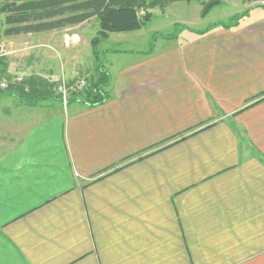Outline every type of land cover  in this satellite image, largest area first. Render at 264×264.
Here are the masks:
<instances>
[{
    "label": "crops",
    "instance_id": "obj_1",
    "mask_svg": "<svg viewBox=\"0 0 264 264\" xmlns=\"http://www.w3.org/2000/svg\"><path fill=\"white\" fill-rule=\"evenodd\" d=\"M199 39L99 63L95 107L34 102L87 67L7 63L27 84L0 95V264H264V10Z\"/></svg>",
    "mask_w": 264,
    "mask_h": 264
},
{
    "label": "rangeland",
    "instance_id": "obj_2",
    "mask_svg": "<svg viewBox=\"0 0 264 264\" xmlns=\"http://www.w3.org/2000/svg\"><path fill=\"white\" fill-rule=\"evenodd\" d=\"M215 2L217 5L209 9V5ZM261 10H264V4H250L244 0H194L165 4L160 7L147 4L138 10L141 28L136 32L103 36L100 34L98 22L93 19L80 26L57 32V38L63 40L61 47L56 44L54 48H44L39 46V42L38 45L35 42L5 44V52L0 54V83H4L6 87L0 90V95L7 92L15 93V91L18 93L20 88L23 91L27 84L25 81L22 82L21 71H13L10 76H5L3 68L6 67L3 66L7 63H15L13 68H17L21 63H39L36 68L38 73L42 69L40 67L42 61L76 63L75 66L80 69L87 67L80 71V75L86 72L88 78L75 79L71 85L66 80L59 81L47 87L53 92L54 97L59 96L63 105V98L58 94V89L61 86L67 91L66 105L71 93L81 92L92 83L88 80L92 77L88 69L90 64L150 62L154 58L159 59L167 57L171 52H178L181 50L180 45L191 41L193 47L199 48L201 43L199 37L202 34L221 29L223 25L229 24L233 17L241 16L247 11ZM73 35L76 36V44H72ZM2 41L7 40L1 36L0 32V44ZM199 60L200 55L194 54V61L199 62ZM93 69L92 75L95 74ZM96 71L99 72L98 67ZM71 74H73L72 69L66 70L64 76L69 77ZM81 81H84L86 85L79 89L78 84Z\"/></svg>",
    "mask_w": 264,
    "mask_h": 264
},
{
    "label": "trees",
    "instance_id": "obj_3",
    "mask_svg": "<svg viewBox=\"0 0 264 264\" xmlns=\"http://www.w3.org/2000/svg\"><path fill=\"white\" fill-rule=\"evenodd\" d=\"M194 0H0V32L4 38L26 35H39L53 31H62L80 26L95 19L100 34H123L136 32L141 28L138 17L140 7L147 5L160 7L165 4ZM250 4H264V0H244ZM217 2L209 5V9ZM233 17L223 29L237 26L246 16ZM100 77L88 87L77 93H71L67 104L82 102L90 107L101 106L108 99L105 88L108 76L97 63ZM5 67V65L3 66ZM5 73V69H3ZM34 102L56 99L51 92L34 97Z\"/></svg>",
    "mask_w": 264,
    "mask_h": 264
},
{
    "label": "built area",
    "instance_id": "obj_4",
    "mask_svg": "<svg viewBox=\"0 0 264 264\" xmlns=\"http://www.w3.org/2000/svg\"><path fill=\"white\" fill-rule=\"evenodd\" d=\"M78 85H79V89H80V87L83 88L86 85V83L84 81H81ZM5 87H6V85L4 83H0V90L4 89ZM58 94H60L62 96L63 103L65 105L66 97L68 95L67 91H65L64 89H62V87L60 86V88L58 89Z\"/></svg>",
    "mask_w": 264,
    "mask_h": 264
},
{
    "label": "water",
    "instance_id": "obj_5",
    "mask_svg": "<svg viewBox=\"0 0 264 264\" xmlns=\"http://www.w3.org/2000/svg\"><path fill=\"white\" fill-rule=\"evenodd\" d=\"M0 53H1V47H0Z\"/></svg>",
    "mask_w": 264,
    "mask_h": 264
}]
</instances>
